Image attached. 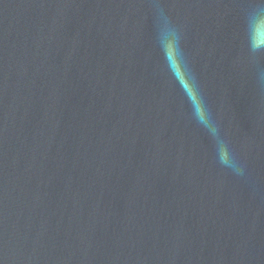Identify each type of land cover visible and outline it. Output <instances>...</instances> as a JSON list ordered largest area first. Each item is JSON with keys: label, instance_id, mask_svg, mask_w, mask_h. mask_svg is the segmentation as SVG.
<instances>
[{"label": "water", "instance_id": "water-1", "mask_svg": "<svg viewBox=\"0 0 264 264\" xmlns=\"http://www.w3.org/2000/svg\"><path fill=\"white\" fill-rule=\"evenodd\" d=\"M0 264H264V0H0Z\"/></svg>", "mask_w": 264, "mask_h": 264}, {"label": "clouds", "instance_id": "clouds-1", "mask_svg": "<svg viewBox=\"0 0 264 264\" xmlns=\"http://www.w3.org/2000/svg\"><path fill=\"white\" fill-rule=\"evenodd\" d=\"M194 116L197 119L198 123H201L203 126L207 127L210 123V114L207 112L206 107L194 108ZM214 131V130H210Z\"/></svg>", "mask_w": 264, "mask_h": 264}]
</instances>
